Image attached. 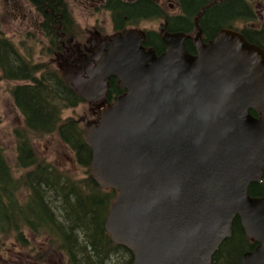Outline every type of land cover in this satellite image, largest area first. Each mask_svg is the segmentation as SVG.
Returning <instances> with one entry per match:
<instances>
[{
	"label": "water",
	"instance_id": "water-1",
	"mask_svg": "<svg viewBox=\"0 0 264 264\" xmlns=\"http://www.w3.org/2000/svg\"><path fill=\"white\" fill-rule=\"evenodd\" d=\"M160 36L159 54L129 30L85 75L61 67L89 105L111 77L124 89L83 121L89 174L117 192L104 228L131 264H213L238 217L257 246L235 264H264V196L249 195L264 177V52L228 29L207 44L198 35L195 54L183 32Z\"/></svg>",
	"mask_w": 264,
	"mask_h": 264
},
{
	"label": "trees",
	"instance_id": "trees-1",
	"mask_svg": "<svg viewBox=\"0 0 264 264\" xmlns=\"http://www.w3.org/2000/svg\"><path fill=\"white\" fill-rule=\"evenodd\" d=\"M30 1L50 8L44 24L53 23L47 26L46 35L53 39L51 50L59 53L55 28L66 17L60 0ZM202 2L189 0V7L196 9ZM212 18L218 21L224 16L215 14ZM150 36H154L153 41ZM158 36L155 32L146 36V45H151L157 54L163 51ZM184 44L188 52L193 51L187 38ZM58 68L25 58L0 32V79L10 85L12 103L22 120L13 130L15 165L22 171L19 175L14 174L0 145V243L12 236L20 247L31 251L27 232L47 242V248L66 258L67 264H131L132 252L111 242L104 228L117 192L100 188L89 174L92 151L85 142L82 119L63 117L66 109L84 100L69 88ZM108 83L105 104L112 103L124 91L115 77ZM53 134L73 154L81 177L59 169L35 151L33 140ZM249 195L264 196V177L250 184ZM256 246L257 242L246 235L235 217L230 236L213 255V264H235L243 253Z\"/></svg>",
	"mask_w": 264,
	"mask_h": 264
},
{
	"label": "flooded vegetation",
	"instance_id": "flooded-vegetation-1",
	"mask_svg": "<svg viewBox=\"0 0 264 264\" xmlns=\"http://www.w3.org/2000/svg\"><path fill=\"white\" fill-rule=\"evenodd\" d=\"M4 1L7 10L10 9L8 13L15 17L20 15L22 22L31 23L39 35L53 45V39L46 35L47 26L53 22L44 24L49 7L42 8L30 0H24L26 3L23 0ZM60 4L66 17L65 21H58L56 17L54 20L58 21L55 41L61 54L55 60L57 63L63 60L66 65L61 67L82 75L95 64L98 51L110 47L114 35H123L129 30L143 33L142 45L146 49L152 47L146 45L147 33H158L157 40L162 43L163 50L161 29L170 33L183 32L184 40L187 38L193 48L189 53L195 54L194 39L198 35L207 44L218 32L228 29L240 33L248 43L264 52V0H203L196 9L189 7V0H60ZM215 14H223L224 19L217 21L218 18H212ZM83 20H87L85 27ZM83 28L87 36L82 35ZM149 38L154 40V36ZM94 115L91 122L99 119L98 111H94ZM0 262L9 264L1 253Z\"/></svg>",
	"mask_w": 264,
	"mask_h": 264
},
{
	"label": "rangeland",
	"instance_id": "rangeland-1",
	"mask_svg": "<svg viewBox=\"0 0 264 264\" xmlns=\"http://www.w3.org/2000/svg\"><path fill=\"white\" fill-rule=\"evenodd\" d=\"M6 7V2L0 0V32L14 43L21 55L31 61L43 62L55 68L59 67L61 69V65H66L63 60H59L57 63L55 59L56 56L61 55L60 52L51 50L49 47L51 44H48L39 35L31 23L28 21L22 22L20 15L15 17L8 13L10 9L7 10ZM22 13L23 11L20 12V14ZM83 26H87V20H83ZM147 26L150 27V25ZM82 35H88L84 28L82 29ZM9 87L7 81L0 79V145L4 149L6 159L14 174L19 175L22 171L16 168L15 165L16 154L13 130L16 126L21 125L22 120L12 103ZM96 103L99 102L89 105L84 101L74 108L66 109L63 117L73 116L91 121L95 116L94 111L97 112L101 106L98 104L95 106ZM33 147L42 159L52 163L59 169L69 171L76 177L82 176V171L77 166L73 154L59 141L55 134L43 139L33 140ZM26 235L31 242V251L20 247L12 236L4 240L2 244L0 243L2 245L0 246V253L6 262H9V264H67L66 258L47 248V242H43L42 239H38L30 233L26 232ZM0 264L5 263L0 262Z\"/></svg>",
	"mask_w": 264,
	"mask_h": 264
}]
</instances>
